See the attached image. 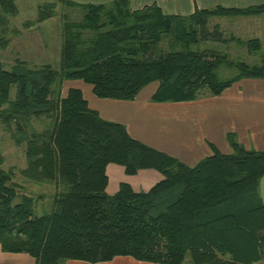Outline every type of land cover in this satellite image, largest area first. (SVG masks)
<instances>
[{"label": "trees", "instance_id": "trees-1", "mask_svg": "<svg viewBox=\"0 0 264 264\" xmlns=\"http://www.w3.org/2000/svg\"><path fill=\"white\" fill-rule=\"evenodd\" d=\"M57 8L71 11H60L57 69L17 59L6 70L0 58V129L22 151L20 165L7 171L0 152L2 251L27 254L35 264L117 257L151 264L263 262L264 152L246 150L230 137L231 154L213 149L189 167L103 120L80 89L63 93L62 85L81 81L98 99L131 102L157 84L151 102L162 104L218 97L241 80H264V42L225 35L219 23L264 17V3L181 16L155 4L132 10L130 0H58L39 6L23 28H38ZM17 13L14 0H0L2 51L9 34H19L9 28ZM222 69L234 75L223 79ZM109 164L127 176L155 170L162 179L147 192L122 183L108 195ZM44 189H52L49 210L37 215Z\"/></svg>", "mask_w": 264, "mask_h": 264}, {"label": "crops", "instance_id": "crops-1", "mask_svg": "<svg viewBox=\"0 0 264 264\" xmlns=\"http://www.w3.org/2000/svg\"><path fill=\"white\" fill-rule=\"evenodd\" d=\"M72 1L104 3L111 0ZM263 3L264 0H130L132 10L155 4L167 15L181 16H190L196 10L215 7L243 9ZM225 23L227 21L224 20ZM262 23L252 33L245 29L231 32L236 36L258 37L264 42ZM80 87L84 89L79 88L88 107L97 111L100 118L123 125L131 138L187 166L193 167L211 156L213 149L223 155L231 154L230 137L246 150L264 152V80H241L218 97L207 96L192 102L162 104L151 102L157 84L147 97L141 98L139 95L142 89L131 102L98 99L92 94L91 87ZM106 176L108 195H114L122 183L131 186L135 192H147L162 179L155 170H142L136 175L127 176L123 167L114 164L106 167ZM259 196L264 203V176L259 182ZM0 264H35V260L24 253L4 252L0 246ZM65 264L90 263L68 261ZM97 264L151 263L117 257L110 262ZM259 264H264V261Z\"/></svg>", "mask_w": 264, "mask_h": 264}, {"label": "rangeland", "instance_id": "rangeland-1", "mask_svg": "<svg viewBox=\"0 0 264 264\" xmlns=\"http://www.w3.org/2000/svg\"><path fill=\"white\" fill-rule=\"evenodd\" d=\"M14 1L16 3L18 13L15 18L11 19L9 28L11 30L12 29L19 30V34L17 36L16 35L14 36V34L10 33L9 34L10 44L4 51L0 50V58L5 66V69L9 70L14 64L15 60L17 59L21 61H26L31 66L50 64L52 68L57 69L59 66L60 33H61L59 17L62 11L69 13L71 11L62 8L61 9L57 8L56 9L57 15L54 18L45 21L43 24L38 26V28L33 26L25 29L23 28V24L28 21L35 20L37 8L39 6L47 3H56L58 0H14ZM215 21L218 20L215 19ZM223 21L224 20H219V23ZM232 21L229 22V20H227V23L221 24L220 27L222 30L224 31L228 30L225 33V35H227L231 31H240L244 29L246 32L252 33V31H255L256 28L263 25L262 22H264V17H251L240 21H238V19H233ZM231 24H233V26L230 27ZM209 29L211 30L212 26H210ZM217 38L220 37H216V36L213 37V39H217ZM219 74L221 78L225 79L233 76L234 71L222 69L219 72ZM154 85L155 84H151L148 87L144 88L139 94L141 98L147 97ZM80 86H87L90 88V86L84 84L81 81H66L62 85V92L65 93L69 88H77V89L81 88L82 90H84L83 87ZM84 94L86 96V91H84ZM47 123H48L47 120H45L43 122V125H47ZM36 127L38 129H42L41 125H36ZM0 148H1L0 152L4 157V164L2 168L5 171L9 170L10 167H16L20 165V163L22 162L21 149L18 150L17 148H15L11 143V141L7 139L6 135L2 133L1 129H0ZM20 180L21 182L23 181L25 182V180L22 178H20ZM35 188L38 191L42 189L41 186L40 187L35 186ZM36 189L33 188L32 191L35 192V195H38L39 192ZM42 191L43 192L41 193L45 195V198L37 206V211H36L37 215H41L44 214L45 212H48L49 204L51 201L49 197V194L51 192L47 189L46 190L44 189ZM184 264H190L189 258L185 259Z\"/></svg>", "mask_w": 264, "mask_h": 264}]
</instances>
